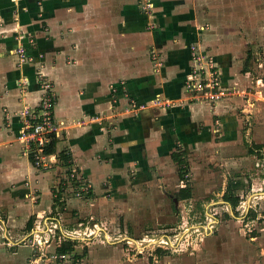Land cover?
Wrapping results in <instances>:
<instances>
[{
  "label": "crops",
  "instance_id": "obj_1",
  "mask_svg": "<svg viewBox=\"0 0 264 264\" xmlns=\"http://www.w3.org/2000/svg\"><path fill=\"white\" fill-rule=\"evenodd\" d=\"M251 1L0 0V208L8 215L0 214V223L29 222L34 213L51 211L55 196L70 190V164L89 182V193L76 196L85 201L127 187L129 171H135L133 183L178 180L179 188L201 172L199 179H209L212 159L232 172L221 193L239 196L252 186L251 193L264 194L256 186L264 182V160L250 165L249 156L260 153L241 151L243 120L236 113L252 107L260 93L249 86L260 62L245 50L252 46L245 35L262 29L264 37L263 12ZM196 39L213 57L221 86L230 89L214 101H196L185 90ZM19 44L30 60L19 62ZM46 93L54 96L59 127L50 134L56 144L45 152L48 164L36 167L19 138L20 112L36 110ZM177 150L186 151L184 179L171 156ZM248 177L250 186L243 184ZM77 198L68 197L66 205ZM248 236L239 254L252 258L230 264H264V224ZM5 256L1 251L0 264H9Z\"/></svg>",
  "mask_w": 264,
  "mask_h": 264
},
{
  "label": "rangeland",
  "instance_id": "obj_2",
  "mask_svg": "<svg viewBox=\"0 0 264 264\" xmlns=\"http://www.w3.org/2000/svg\"><path fill=\"white\" fill-rule=\"evenodd\" d=\"M232 2L239 3L241 0ZM251 2L259 4L257 8L263 12L259 22L260 26L264 25V0ZM261 31L260 34L245 35L250 36L252 43L245 50L250 48L249 52H254L256 56L254 47L264 39ZM261 44L260 56L264 54V41ZM261 61L260 64L255 63L253 69L250 67L253 76L249 82L250 88H257L260 93L256 94L252 107L250 105L243 112L238 107L236 112L243 120L241 133L245 140L240 143L241 151L247 153L252 149L260 153L249 156L255 158L251 159L250 165L264 160L263 58ZM259 144L261 147L257 149ZM219 164L213 159L210 161L207 168L209 179H199L204 173L201 172L184 182L191 184L192 188L191 195L186 199L177 195L179 185L183 184L178 180L133 183L135 171H129L128 177L132 182L125 188L111 191L113 194L108 191L105 194L107 199L100 195L82 200L90 188L81 191L71 180L70 190L65 186L63 192L55 196L59 199L55 200L51 211H42V217L34 213L30 227L27 220V224L26 221L12 223L7 218L5 224L0 223V252H5L9 264L12 261L15 264H230L238 257L250 260L252 255H240L239 248L247 243L248 235L256 230L257 225L264 224V203L258 202L264 201V194L251 193L248 177L243 184L249 181L250 189L245 186L239 191L238 204L234 207L225 205L221 190H227L232 172L223 170ZM84 181L89 184L88 180ZM260 183L256 186H261L259 191L264 192V182ZM229 193L233 194L232 191ZM68 197L77 198L78 203L73 201L71 205H66ZM0 214L8 216L1 208ZM52 215L57 216L59 222ZM254 216H257L256 219L251 220ZM34 225L38 233L30 236L27 233L22 237ZM40 229L44 231L40 232ZM63 236L71 240V248L67 252L58 251V246L67 239ZM13 252L15 255H12ZM258 262L254 257L253 263Z\"/></svg>",
  "mask_w": 264,
  "mask_h": 264
},
{
  "label": "built area",
  "instance_id": "obj_3",
  "mask_svg": "<svg viewBox=\"0 0 264 264\" xmlns=\"http://www.w3.org/2000/svg\"><path fill=\"white\" fill-rule=\"evenodd\" d=\"M201 42V39H196L189 45L191 66L185 80V90L196 101H214L229 93L230 89L221 86L219 69L212 56L200 51L198 46ZM15 51L20 63L31 59L21 44L15 48ZM257 54L258 62H262L264 54L260 56V50ZM54 102L53 94L46 93L36 110L24 108L20 112L22 125L19 129V138L24 141L23 151L32 155L36 167L46 166L50 160L44 148L50 141V134L57 132L59 127L53 117ZM68 176L69 180L77 181L75 188L81 191L88 189L89 184L78 175L76 168L71 164Z\"/></svg>",
  "mask_w": 264,
  "mask_h": 264
},
{
  "label": "trees",
  "instance_id": "obj_4",
  "mask_svg": "<svg viewBox=\"0 0 264 264\" xmlns=\"http://www.w3.org/2000/svg\"><path fill=\"white\" fill-rule=\"evenodd\" d=\"M55 144H56V137L53 134L51 140L46 144V146L44 148L45 152L50 153V152L54 151L55 150ZM248 151L250 153H253L252 149H249ZM185 153H186V151H184V150L183 151L177 150V151H173L172 154H171L172 158L178 164V176H179L180 179H184V175L186 173V161L184 159L185 158ZM60 157H62L64 159V162L69 159L68 154L65 153V152L61 153ZM177 195L181 199L189 197L191 195L190 187L187 184H185L183 187H180L178 189ZM224 198L230 202L232 207L237 205L238 202H239L238 196L230 194L229 192H225L224 193ZM31 225H32V219L29 220L27 226L30 227ZM70 241L71 240H69L68 238L63 240L61 242V245L58 246V251H60V252L69 251V249L71 248V246H70L71 242Z\"/></svg>",
  "mask_w": 264,
  "mask_h": 264
}]
</instances>
